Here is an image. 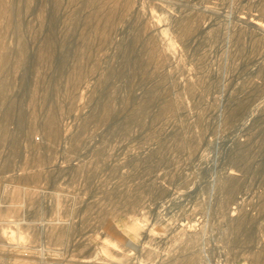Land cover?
<instances>
[{
  "label": "rangeland",
  "instance_id": "1",
  "mask_svg": "<svg viewBox=\"0 0 264 264\" xmlns=\"http://www.w3.org/2000/svg\"><path fill=\"white\" fill-rule=\"evenodd\" d=\"M0 264H264V0H0Z\"/></svg>",
  "mask_w": 264,
  "mask_h": 264
}]
</instances>
